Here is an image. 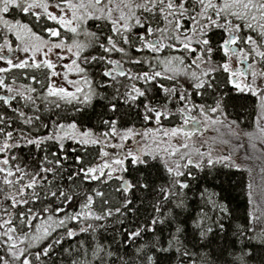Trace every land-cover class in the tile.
<instances>
[{
  "label": "snow or ice",
  "instance_id": "obj_1",
  "mask_svg": "<svg viewBox=\"0 0 264 264\" xmlns=\"http://www.w3.org/2000/svg\"><path fill=\"white\" fill-rule=\"evenodd\" d=\"M0 264H264V0H0Z\"/></svg>",
  "mask_w": 264,
  "mask_h": 264
},
{
  "label": "trees",
  "instance_id": "obj_2",
  "mask_svg": "<svg viewBox=\"0 0 264 264\" xmlns=\"http://www.w3.org/2000/svg\"><path fill=\"white\" fill-rule=\"evenodd\" d=\"M243 207H244V205H243V203H241V209L243 210Z\"/></svg>",
  "mask_w": 264,
  "mask_h": 264
}]
</instances>
